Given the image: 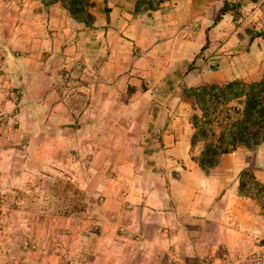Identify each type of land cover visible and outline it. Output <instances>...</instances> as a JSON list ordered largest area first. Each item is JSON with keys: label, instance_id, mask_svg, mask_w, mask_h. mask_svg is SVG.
<instances>
[{"label": "crops", "instance_id": "crops-1", "mask_svg": "<svg viewBox=\"0 0 264 264\" xmlns=\"http://www.w3.org/2000/svg\"><path fill=\"white\" fill-rule=\"evenodd\" d=\"M193 1L175 0L177 6L172 4V9L163 8L168 2L154 12L128 14L115 12L111 0H108L110 12L103 15L105 26H113L114 18L119 20L121 28L131 32L136 25L137 30L140 29L138 21L150 17L154 18L155 23L158 22V30L167 31L149 51L154 67L139 66V63L133 65L137 69L129 73L133 77L130 80L141 77L140 73H144L141 69H152L153 72L155 68L158 73L154 79L161 85L167 81H178L175 73L187 67L190 69L188 72L185 70L182 79L187 86L260 80L262 73L255 74L248 70L264 69V39L250 41L249 32H237L231 36L237 50L223 54L217 52V56L210 52L211 62L201 59L209 50L201 51L206 40L210 41L211 33L213 36L220 34L219 39H223L220 30L222 20L215 24L213 20L225 0L216 4L211 19L207 18L212 11L211 4L207 2L200 8ZM112 2L118 4L116 0ZM136 2L132 3V8H135ZM124 5L127 8L129 3L126 1ZM98 6L96 3V8ZM227 16L229 14L221 19ZM107 17L108 23L105 20ZM15 18L18 24L14 22ZM209 20H212L214 28L209 26ZM70 22L78 30L83 27ZM101 23L97 18L94 27ZM69 24L66 12L59 3L50 4L48 0H0V52L3 55L0 83L7 88L1 90L6 98L0 102V109L11 112L14 108L11 98L15 92L13 88L24 91L21 92L22 102L13 116L17 118L19 129L8 132L0 140L3 184L19 181L20 172L25 166L24 160L19 159L23 152L17 148L24 145L25 149L36 148L39 152L50 139L55 143L57 135L73 130L71 127L63 126L62 129L57 126L71 122L66 120V114H55L57 109L62 111L61 102L49 104L46 97L55 93L51 92L52 75L41 71L57 49L65 53L74 47L71 44L78 32L73 35ZM39 25H44L47 31L40 33ZM61 26L62 29L56 28ZM79 35L82 34L79 33L78 38ZM124 35L126 39L120 40L119 48L108 52L109 61L104 66L92 67L106 70L101 80L103 86H109L107 84L112 77H119L116 83L127 77L123 74L131 66L122 60V55H127L128 45L135 52H139L138 48L143 45L139 34ZM42 53L46 54L41 59ZM228 53L232 57L225 55ZM112 57L114 59L111 61ZM49 63L52 64V61ZM209 64L216 65L217 70L213 71ZM99 75L103 74L100 72ZM43 83V91L37 95L34 88ZM165 111L162 118L164 124L144 127L142 133L145 135L140 140L130 138L129 142L104 145L106 153H109L106 154L109 155L106 164L112 166L115 175H110L103 182L101 237L92 240L86 233V238L76 240L74 261L76 264H264V207L261 208L264 206V196L258 198L254 191L246 196L239 191V174L244 169L251 171L256 181L264 186V142L253 151L240 147L221 156L213 171L206 174L194 161L192 128L183 117L187 113L180 114L178 118L171 110ZM49 116H53L52 127H46L50 122L45 123L44 118ZM183 122L184 125L181 124ZM16 137L21 139L18 143ZM41 137L44 140L40 145H35V140ZM94 148H97V144H94ZM57 151L62 152L61 148ZM60 152H57L54 160L63 163ZM150 165L163 166L165 170L150 168ZM29 224L32 227L31 221L27 226Z\"/></svg>", "mask_w": 264, "mask_h": 264}, {"label": "rangeland", "instance_id": "rangeland-1", "mask_svg": "<svg viewBox=\"0 0 264 264\" xmlns=\"http://www.w3.org/2000/svg\"><path fill=\"white\" fill-rule=\"evenodd\" d=\"M92 1L99 6L91 9L90 13L95 21L98 18L102 23L98 27H94L93 24L90 28L83 26L79 27L82 28L81 30H78L77 27L71 26L70 18L66 14L70 23L69 29L73 30V35L75 32L82 35H79V38L78 34L75 35L74 43L71 44V47H74L71 50L64 53L57 49L52 53L49 59L52 64L47 61L48 64L46 63V67L41 70L52 75L51 92L55 93L46 97L49 104L55 105L61 102L60 109L62 111L57 109L55 114L56 112L59 115L66 114V120L71 122L68 125L59 123L57 126L62 129L63 126L71 127L73 130L57 135L58 140L55 143L50 139V142L39 152L36 148L25 149L24 145L17 148L23 152L19 159L25 162V166L20 172L19 181H11L12 183L8 181L3 184L4 171L0 169V264H76L73 259L76 252V240L86 238V233L92 240H98L101 237L102 225L100 223L102 220L100 217L104 199L101 192L103 182L113 174L112 166L106 164L107 156H109L106 154L109 153H106L104 145H113L112 142H129L130 138L140 140L145 135L142 133L144 127L164 124L162 118L166 114V109L171 110L173 115L177 114V117L187 113V116L183 117L187 119L189 125L191 124L193 115L191 101L183 100V97L180 98V96L185 89L197 88L202 85L187 86L183 83L185 70L188 72L190 67L182 68L175 73L174 77L178 81H167L161 85L154 79L158 73L155 68L153 72L152 69H141L144 72L140 73L141 77L130 80L133 77L129 76V73L137 69V67L133 68V65L139 63V66L148 67L151 62L154 63L152 53L149 51L160 40L162 33L167 34V31L158 30L156 27L158 22L155 23L154 18L150 17H144L141 19L142 21H138L139 25L141 24L140 29L137 30V25L132 26L131 32L126 31L127 28H121L119 20H114V18H112L113 26H105L103 15L106 14L102 0ZM116 1L118 4H114L112 0L110 2L115 12L124 11L128 14L136 12L135 8H132V3L135 0ZM126 1L130 5H127V8L124 5ZM140 1L137 0V2ZM220 1L222 0H195L193 2L200 8L207 2L210 3L212 11L207 15V18L211 19L212 12H215L216 4ZM225 1L230 3L231 8H234V14H229L221 19V24H223L220 29L223 32L222 40L219 39L220 34L213 36L212 33L210 41L206 40V48L209 50L201 58L203 61L211 62L209 59L211 53L217 56V52L223 54L237 50L235 41L231 40V36L237 32L252 34L264 31V0ZM168 2H165L168 4L163 8L172 9V4L177 6L175 0ZM144 8H146V4H140L139 12ZM160 8L161 6L158 10ZM149 12L154 11L145 13ZM16 20L17 18L14 19V22L18 24V20ZM105 20L107 23L109 22L108 17ZM211 21L209 20L208 24L214 28ZM52 27L54 26L52 25ZM39 28L41 29L40 33L47 31L44 25H39ZM56 28L62 29L63 27ZM107 30L108 32H105ZM34 31L32 30V32ZM123 33L129 36L139 34L143 45L138 48L139 52H135L128 45L127 55H122V60L127 61L126 63L131 66L123 74L127 77L117 83L119 77H112L107 84L109 86H103L101 80H103L106 70L92 67L95 65L104 66L109 61L108 52L119 48L120 40L126 39ZM128 40L131 41V39ZM209 44L212 46L209 47ZM133 48H137V46H133ZM147 53H149L148 56ZM44 54L46 53L40 54L41 59L44 58ZM225 55L232 57L230 53ZM113 59L112 57L110 60ZM2 61L3 55L0 52V64ZM200 63L202 64V62ZM214 66L210 65V68L216 71ZM248 71L263 74L264 69ZM100 72L103 74L102 76L99 75ZM110 74L116 73L111 72ZM211 84L214 83L204 85ZM43 86L45 83L34 88L37 95L41 94ZM4 89H7L6 86L0 83V102L6 98L5 93L1 91ZM12 90L15 91L11 95L14 108L11 112L0 109V140L8 132L12 133L19 129L16 123L17 118L13 116L17 113L22 102L23 94L21 92L23 90L20 88ZM45 110L47 113L48 110ZM49 112L51 113L50 110ZM44 119L45 123L50 122L46 127L54 126L51 123L53 116ZM181 124L184 125V122ZM16 138L18 143L21 139ZM43 140L44 137L36 139L34 144H39ZM94 144H97L96 149ZM203 146V143L196 144L193 148L194 157L199 156ZM58 148H61L62 152L57 151ZM91 151L93 153L90 154ZM57 152H60L63 163L54 160ZM150 166V168L164 169L159 165ZM5 172L7 174L8 171L5 169ZM15 172L17 171L15 170ZM30 221L32 227L30 224L27 226Z\"/></svg>", "mask_w": 264, "mask_h": 264}, {"label": "trees", "instance_id": "trees-1", "mask_svg": "<svg viewBox=\"0 0 264 264\" xmlns=\"http://www.w3.org/2000/svg\"><path fill=\"white\" fill-rule=\"evenodd\" d=\"M170 0L144 1L135 5V13L157 11L159 6ZM50 4L59 3L70 20L76 25L92 27L94 17L90 10L96 7L92 0H50ZM104 12H110L108 0H102ZM146 8L139 12L140 4ZM155 5V6H153ZM226 14H234L230 3L223 2L222 8L213 23ZM264 39V31L252 33L250 41ZM206 45L201 51L205 50ZM182 97L191 101L193 130L191 144L193 147L203 143V150L194 161L200 169L208 174L216 167L221 156L228 155L240 147L255 150L264 142V72L260 80L244 82L232 80L221 84L202 85L183 91ZM239 191L249 196L254 191L258 198L264 196V186L256 181L249 170L239 174ZM264 206L261 208L263 209Z\"/></svg>", "mask_w": 264, "mask_h": 264}]
</instances>
